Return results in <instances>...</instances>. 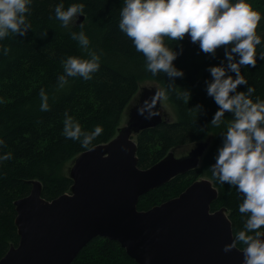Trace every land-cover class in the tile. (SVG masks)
Returning <instances> with one entry per match:
<instances>
[{
    "label": "trees",
    "instance_id": "16d2710c",
    "mask_svg": "<svg viewBox=\"0 0 264 264\" xmlns=\"http://www.w3.org/2000/svg\"><path fill=\"white\" fill-rule=\"evenodd\" d=\"M62 2L65 8L72 3H83L84 15L74 17L64 27L55 18V6L61 0H33L30 13H26L31 24L27 35L10 33L0 40V98L3 100L0 138L5 141L0 154L11 153L10 159L0 162V259L12 245L18 246L15 202L30 194L31 182H41L42 197L47 201L69 193L73 180L64 171L65 164L116 136L126 108L145 81H154L162 88L175 110L176 121L163 122L137 135L140 168H150L175 149L193 147L209 135L213 140L198 168L142 196L138 210L147 211L174 199L207 176L218 191L212 211L227 209L235 236L245 223V216L238 208L242 198L235 187L220 183L211 170L223 143L222 133L233 117L225 113L224 123L219 127L211 125L218 105L206 91V81L211 79L209 66L226 63L224 49L206 54L187 37L182 41L165 37V45L172 50L183 48L174 64L184 75L172 78L174 83H171L167 74L153 75L146 70L143 54L119 29L123 0ZM250 3L262 14L257 34L264 41V0H250ZM79 31L88 36L89 50L100 56L99 70L89 80L69 77V83L58 89L57 77L63 73V59L70 55L90 58L88 51L71 37L72 32ZM4 48L8 49L7 54ZM260 52H264V47L258 45V56ZM241 74L255 87L253 100L256 97L264 100V59L258 57L255 67L242 66ZM247 87L240 85L238 90L246 91ZM41 88L49 95V111L40 110ZM185 91L191 93L187 100ZM197 105L201 108L195 109ZM66 111L80 122L83 131L90 133L99 124L102 133L87 147L79 140L66 138L62 134ZM237 247L242 249L245 245L240 242ZM72 264L137 263L118 242L97 237L81 250Z\"/></svg>",
    "mask_w": 264,
    "mask_h": 264
},
{
    "label": "water",
    "instance_id": "95a60500",
    "mask_svg": "<svg viewBox=\"0 0 264 264\" xmlns=\"http://www.w3.org/2000/svg\"><path fill=\"white\" fill-rule=\"evenodd\" d=\"M158 93L144 88L118 135L76 158L70 193L47 201L41 182H31L30 194L15 202L18 246L0 264H72L97 237L118 242L137 264H243L242 249L224 251L234 239L232 224L224 207L212 211L218 191L209 179L138 210L142 196L196 169L208 147L199 143L185 156L171 152L150 168L139 167L133 137L164 122Z\"/></svg>",
    "mask_w": 264,
    "mask_h": 264
},
{
    "label": "clouds",
    "instance_id": "9594fccd",
    "mask_svg": "<svg viewBox=\"0 0 264 264\" xmlns=\"http://www.w3.org/2000/svg\"><path fill=\"white\" fill-rule=\"evenodd\" d=\"M32 2L0 0V40L10 33L27 35L31 24L26 13H30ZM81 15H84L83 3H72L65 8L61 0L55 6V18L64 27ZM261 19L262 14L252 7L250 0H123L119 21V29L143 54L146 70L153 75L167 74L171 83H174L172 78L184 75L174 64L183 48L172 50L165 45V37L182 41L187 34L206 54L224 49L226 63L209 66L211 79L206 81V91L218 105L211 125L219 127L224 123L225 113H231L233 118L222 133L223 143L211 170L220 183L235 187L242 198L238 208L245 216L244 227L224 246V251L230 252L242 242L243 264H264V100L259 97L253 100L255 87L241 74L242 66L255 67L258 57L264 59V52L257 55V46L264 47L262 37L257 34ZM80 26L83 28V24ZM71 37L88 51L90 58L70 55L63 59V73L57 77L58 89L69 83V77L91 79L100 67V56L89 50L90 40L85 32H72ZM3 52L7 54L8 49L4 48ZM240 85H248L247 90L239 91ZM39 96L40 110L49 111V95L44 88ZM190 96L185 91V100ZM200 108L197 105L195 109ZM139 112L144 115L145 109ZM152 115L149 112L145 118ZM63 125L62 134L81 141L85 147L103 131L99 124L90 133L83 131L80 122L67 111ZM4 144L0 138V147ZM10 158L11 153L0 154V162Z\"/></svg>",
    "mask_w": 264,
    "mask_h": 264
},
{
    "label": "rangeland",
    "instance_id": "374dc122",
    "mask_svg": "<svg viewBox=\"0 0 264 264\" xmlns=\"http://www.w3.org/2000/svg\"><path fill=\"white\" fill-rule=\"evenodd\" d=\"M139 88L140 89H139V92L137 93V95L135 96V100L132 99V101L129 103L128 108H126V110H125V112H124V114H123V116L121 118V122H120V125H119L118 129H117L116 136L118 135L119 130L127 125L128 121H129V115H130L131 109L138 102L140 94H141V92H142V90L144 88L149 89V90L155 89V90H157V91L162 93L161 109L160 110H161V115L163 116V120L166 121V122L176 121L175 110H174L173 106L171 105V103L169 102V100L167 99L166 95L164 94V91L162 90V88H160V86L157 83H155L154 81H145V82H142L140 84ZM133 139L136 142L137 141V135H134ZM212 140H213V136L209 135V137H206L205 139H203L201 141L203 144H207L208 145L205 154L209 150ZM190 147L191 146L180 147V148L175 149L173 152L175 153V155L177 157L184 156L190 151ZM205 154H204V156H205ZM77 157H75L73 160H71L70 162L65 164L64 171L67 172V174L70 173V170L74 166L75 160H76ZM201 162H202V159H201ZM201 162H200L199 166L201 165ZM205 178H208V177L204 176L202 179H205Z\"/></svg>",
    "mask_w": 264,
    "mask_h": 264
},
{
    "label": "flooded vegetation",
    "instance_id": "af4514ba",
    "mask_svg": "<svg viewBox=\"0 0 264 264\" xmlns=\"http://www.w3.org/2000/svg\"><path fill=\"white\" fill-rule=\"evenodd\" d=\"M191 149H192V147H190V151H191ZM193 171V170H192ZM191 172V171H190ZM187 173H189V172H187ZM187 173H185V174H183V175H186Z\"/></svg>",
    "mask_w": 264,
    "mask_h": 264
},
{
    "label": "bare ground",
    "instance_id": "6f19581e",
    "mask_svg": "<svg viewBox=\"0 0 264 264\" xmlns=\"http://www.w3.org/2000/svg\"><path fill=\"white\" fill-rule=\"evenodd\" d=\"M81 18H83V17H81Z\"/></svg>",
    "mask_w": 264,
    "mask_h": 264
}]
</instances>
